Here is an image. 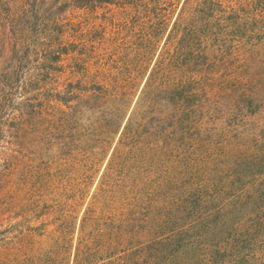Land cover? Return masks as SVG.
<instances>
[{"label":"rangeland","instance_id":"rangeland-1","mask_svg":"<svg viewBox=\"0 0 264 264\" xmlns=\"http://www.w3.org/2000/svg\"><path fill=\"white\" fill-rule=\"evenodd\" d=\"M0 264H264V0H0Z\"/></svg>","mask_w":264,"mask_h":264}]
</instances>
